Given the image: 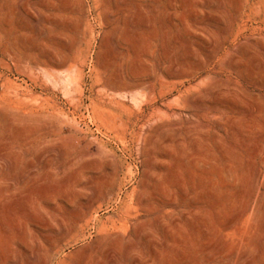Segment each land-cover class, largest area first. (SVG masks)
<instances>
[{
	"label": "rangeland",
	"instance_id": "374dc122",
	"mask_svg": "<svg viewBox=\"0 0 264 264\" xmlns=\"http://www.w3.org/2000/svg\"><path fill=\"white\" fill-rule=\"evenodd\" d=\"M0 264H264V0H0Z\"/></svg>",
	"mask_w": 264,
	"mask_h": 264
}]
</instances>
